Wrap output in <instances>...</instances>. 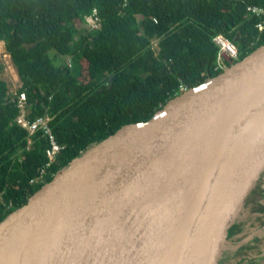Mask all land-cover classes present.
<instances>
[{
  "label": "water",
  "instance_id": "1",
  "mask_svg": "<svg viewBox=\"0 0 264 264\" xmlns=\"http://www.w3.org/2000/svg\"><path fill=\"white\" fill-rule=\"evenodd\" d=\"M264 177V45L89 148L0 221V264H217Z\"/></svg>",
  "mask_w": 264,
  "mask_h": 264
},
{
  "label": "trees",
  "instance_id": "2",
  "mask_svg": "<svg viewBox=\"0 0 264 264\" xmlns=\"http://www.w3.org/2000/svg\"><path fill=\"white\" fill-rule=\"evenodd\" d=\"M246 6L264 8V0H0V42L20 82L10 96L0 80V221L89 148L149 120L180 85L190 89L220 73L214 71V35L235 45L236 62L264 45V26L256 28L259 19ZM93 10L99 27L75 28ZM68 58L70 67L59 63ZM19 94L30 121L50 119L61 150L47 167L42 133L28 144L15 122ZM41 169V180L31 183ZM256 210L263 207L256 204L247 214L244 209L227 240L259 226L249 216ZM244 218L248 225L240 222ZM230 249L217 264H245L241 252L247 247L233 254Z\"/></svg>",
  "mask_w": 264,
  "mask_h": 264
},
{
  "label": "built area",
  "instance_id": "3",
  "mask_svg": "<svg viewBox=\"0 0 264 264\" xmlns=\"http://www.w3.org/2000/svg\"><path fill=\"white\" fill-rule=\"evenodd\" d=\"M246 11L259 19V22L256 24V28L258 30H262L264 26V8L256 7V6H246ZM85 21L87 23L88 28L90 29L98 28L95 11H93V14L87 17ZM152 21L156 23L155 19H152ZM212 42L217 47L216 64L214 67V71L222 72L237 60L238 52L235 45L222 34L214 35L212 38ZM185 90H187L186 87L182 85H180L178 88L179 93L184 92ZM16 105L19 110V115L17 116L15 121L19 127H21L27 132L28 144L31 143L30 137L37 131L41 132L43 137L46 139L48 143V147L45 150V155L47 158L46 167L49 166L55 160V158L59 154V151L61 150L60 146L56 142L53 133L51 132L48 126L50 119L47 116H42L36 118L33 121H29L26 117L27 111L25 108V97L23 94H19ZM43 174H44V169H41L38 173L37 178L32 180L31 183L37 182V180H41ZM228 247H230L229 242H228Z\"/></svg>",
  "mask_w": 264,
  "mask_h": 264
},
{
  "label": "flooded vegetation",
  "instance_id": "4",
  "mask_svg": "<svg viewBox=\"0 0 264 264\" xmlns=\"http://www.w3.org/2000/svg\"><path fill=\"white\" fill-rule=\"evenodd\" d=\"M252 196L255 197V201L253 203L252 202L250 203L248 199L251 198ZM249 198L246 201L247 202L246 207H245L246 214L249 212V209L251 211L255 207L256 204L263 207L262 212L257 213L258 210H256V212L250 213L249 216L258 218V224H259L258 229L261 231L262 235H264V181H263V178L258 182L253 193L250 195ZM240 222L247 223L245 218L243 220H240ZM248 224L249 223H247V225ZM245 229L246 227L243 230ZM240 238H243V236H241V233L235 234L230 238L231 239L230 240L231 249L238 248V247L242 248L244 246V245H241L242 241H240L241 240ZM259 242H260L259 243L260 247L257 248V251L251 252L248 249H244L241 252V260L245 262V264L250 263L251 260H253L254 262L256 261L258 264H264V245L261 244V240H259Z\"/></svg>",
  "mask_w": 264,
  "mask_h": 264
},
{
  "label": "rangeland",
  "instance_id": "5",
  "mask_svg": "<svg viewBox=\"0 0 264 264\" xmlns=\"http://www.w3.org/2000/svg\"><path fill=\"white\" fill-rule=\"evenodd\" d=\"M74 26H75V28H78V29L84 27V25L78 21L74 22ZM56 63H57V61H56ZM59 63H64L67 66L70 64V66H71L72 61L68 58L66 60L64 59V60L60 61ZM82 66L84 68L85 64L82 63ZM84 75H85V73L82 71V76L79 78V80L81 82H85ZM0 80H2L6 84L8 94L10 96H14L15 92L17 91V89L20 86V82H19V79L16 75V71H15V69H14V67L10 61L9 56L5 53V49H4L2 42H0ZM263 181H264V177H263ZM232 245H233V243H232Z\"/></svg>",
  "mask_w": 264,
  "mask_h": 264
},
{
  "label": "crops",
  "instance_id": "6",
  "mask_svg": "<svg viewBox=\"0 0 264 264\" xmlns=\"http://www.w3.org/2000/svg\"><path fill=\"white\" fill-rule=\"evenodd\" d=\"M246 232H247L246 235H244L245 237L241 238L242 239V242H241L242 244L241 245H245L248 250L253 252L256 236L261 239V244L264 245V240H263V237H262L263 235H262L261 231L258 229V227H256L252 232H250V229L248 228L246 230ZM259 243L260 242L258 241V247H260ZM257 248L254 251H257ZM236 249L237 248L230 249L231 250L230 254H233ZM229 261L232 262L231 258H229Z\"/></svg>",
  "mask_w": 264,
  "mask_h": 264
},
{
  "label": "clouds",
  "instance_id": "7",
  "mask_svg": "<svg viewBox=\"0 0 264 264\" xmlns=\"http://www.w3.org/2000/svg\"><path fill=\"white\" fill-rule=\"evenodd\" d=\"M93 11H95V10H93ZM92 14H93V12H92ZM92 14H91V15H92ZM91 15H90V16H91ZM95 16H96V13H95ZM88 17H89V16H88ZM86 18H87V17H86ZM86 18H84V24H83V25H84L85 28H88V27H87V23H86V21H85ZM78 22H79V21H78ZM97 23H98V19H97ZM81 24H82V23H81ZM98 27H99V24H98ZM5 53H6V52H5ZM6 54H7V53H6ZM7 55H8V54H7ZM8 56H9V55H8ZM235 62H236V61H235ZM235 62H234V63H235ZM234 63H233V64H234ZM230 66H231V65H230ZM68 67H70V64L68 65ZM27 114H28V112H27ZM43 116H46V115H43ZM26 117H27V116H26ZM40 117H42V116H40ZM37 118H38V117H37ZM27 119H28V118H27ZM35 119H36V118H35ZM35 119H34V120H35ZM28 120H29V119H28ZM29 121H30V120H29ZM32 121H33V120H32ZM49 121H50V120H49ZM15 122H16V121H15ZM20 128H21V127H20ZM21 129H22V128H21ZM23 130H24V129H23ZM26 133H27V132H26ZM27 138H28V137H27ZM30 141H31V139H30ZM27 143H28V141H27ZM36 178H37V177H36ZM33 180H34V179H33ZM31 181H32V180H31ZM37 181H38V180H37ZM228 242L230 243L229 240H228Z\"/></svg>",
  "mask_w": 264,
  "mask_h": 264
}]
</instances>
